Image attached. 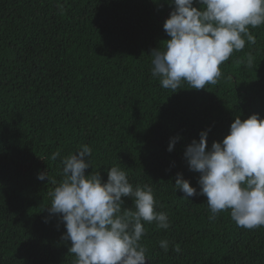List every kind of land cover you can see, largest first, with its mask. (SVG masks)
<instances>
[{"label": "trees", "instance_id": "1", "mask_svg": "<svg viewBox=\"0 0 264 264\" xmlns=\"http://www.w3.org/2000/svg\"><path fill=\"white\" fill-rule=\"evenodd\" d=\"M173 7L168 0H0V212L15 209L29 221L19 237L0 230V264L73 263L64 223L38 203L37 175L61 173L62 159L83 145L99 172L129 169L153 188L156 210L170 215L167 229L142 222L150 229L147 253L169 241L157 264H264V226L238 227L230 210L210 220L204 203L174 187L177 173L199 177L184 152L202 130L210 128L211 148L234 111L264 118V30L258 44L245 37L244 49L220 65L217 83L196 90L182 82L173 92L151 74L152 50L170 39L163 24ZM41 231L55 239L48 259L32 250Z\"/></svg>", "mask_w": 264, "mask_h": 264}, {"label": "clouds", "instance_id": "2", "mask_svg": "<svg viewBox=\"0 0 264 264\" xmlns=\"http://www.w3.org/2000/svg\"><path fill=\"white\" fill-rule=\"evenodd\" d=\"M168 2L174 7L163 29L170 39L163 48L152 50L151 74L162 88L173 92L182 82L196 90L217 83L222 74L220 65L234 51L243 50L246 40L258 44V34L264 30V0ZM252 62L249 58V65ZM228 129L223 140L213 141L211 148L207 145L210 128L199 133V140L194 139L184 152L189 170L199 177L190 178H198L193 187L190 179L177 173L174 187L186 194L185 199L198 198L204 203L210 220L230 210L238 227L256 229L264 226V118L254 112L234 111ZM178 139H170L169 152ZM91 153L92 149L83 145L62 159L61 173L52 177L45 170L37 175L42 189L38 203L64 223L62 238L71 242L69 252L76 257L73 263L65 264L161 263L168 256L169 241H157L147 253L145 240L150 229L142 223L155 222L162 229L170 226V215L156 210L153 188L141 186L140 179L118 165L99 172L100 167L92 165ZM58 156L59 152L53 153L51 159ZM0 214L5 215L0 216V230L14 237L27 232L25 214L15 209ZM36 235L42 242L33 244L34 255L50 258L56 250L54 237L43 231Z\"/></svg>", "mask_w": 264, "mask_h": 264}]
</instances>
